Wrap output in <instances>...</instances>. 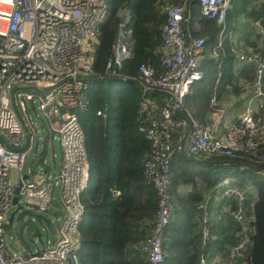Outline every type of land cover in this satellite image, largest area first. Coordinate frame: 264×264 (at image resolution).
<instances>
[{"label": "built area", "instance_id": "built-area-1", "mask_svg": "<svg viewBox=\"0 0 264 264\" xmlns=\"http://www.w3.org/2000/svg\"><path fill=\"white\" fill-rule=\"evenodd\" d=\"M192 1L197 3L200 15L219 24L230 4V0H184L164 5L158 48L161 70L154 75L149 65L141 63L135 77L143 91L153 87L163 92L159 103L140 93L136 110L139 129L149 142L142 173L156 196L149 232L132 245L146 264H166L162 241L173 213L170 160L174 153L198 158L205 153L229 156L243 151L264 160V53L248 49L237 55L252 65L253 73L249 93L235 119L222 120L219 129L183 112L191 84L202 77L198 64L204 37L190 34L186 27ZM104 12V0H0V135L5 140H0V264H79L77 223L83 209L80 195L86 186L88 164L75 111L85 107L92 78L125 77L116 67L131 54L130 28L118 22L104 71H92V43ZM260 34L264 36V29ZM174 111H182L184 116H176ZM96 113L103 115L101 110ZM37 123L52 137L56 135L61 165L54 172L31 164L22 168ZM10 169L15 170L13 178L9 177ZM215 185L233 201L228 209L241 233L240 240L227 251L229 260L240 256L247 242L248 186L238 187L228 177ZM14 195L18 203L38 213L52 208L57 197L59 212L51 215L56 220L55 233L41 248L31 251L23 247L18 251L7 245L6 226L12 223L7 217L16 205L12 202ZM201 215V239L208 242L211 217L206 211ZM198 264L207 262L201 257Z\"/></svg>", "mask_w": 264, "mask_h": 264}, {"label": "trees", "instance_id": "trees-1", "mask_svg": "<svg viewBox=\"0 0 264 264\" xmlns=\"http://www.w3.org/2000/svg\"><path fill=\"white\" fill-rule=\"evenodd\" d=\"M182 1L184 0H104V16L99 21L98 32L92 43L90 62L92 71L96 74L104 71L116 25L122 22L123 26L130 28L128 39L131 54L122 59L120 66L116 67L117 72L127 77H136L138 65L143 63L149 65L153 74L157 75L161 70L158 48L161 43V25L165 18L162 7ZM196 5L195 1L188 4V21L190 20L186 22L188 29L193 21H200L201 31L191 33L205 36L203 47L208 50L213 48L220 55L219 68L230 66L235 50L227 46L223 49L217 45V34L220 30L223 33L226 32L227 26L224 25L223 28L216 23L215 19L200 15ZM261 22L264 23L263 20ZM207 62L208 60H204V64ZM241 67L239 72H243L247 79H250L251 67L247 64ZM221 72V77L225 80L229 78L231 82L234 79L232 71L222 69ZM150 90L152 92L147 96L159 103L160 96L163 94L162 90L153 87ZM86 95L85 107L77 109L75 114L83 132L89 168L87 185L102 182V187H97L100 194L97 200L101 201L100 209L108 210L120 217L109 219L103 212L92 209L82 196L83 193L80 195L83 209L77 223L79 264H146L141 252L132 247L135 242L147 236L150 221L156 209L155 191L142 173V163L149 151V142L139 129L137 119L136 110L140 93L130 80L107 77L92 78L88 83ZM97 110H101L103 115L97 114ZM173 113L180 116L176 111ZM196 119L202 121L199 118ZM205 154L200 157L202 161H195L176 152L170 160V190L179 202L175 209L173 207L176 213L174 224L178 223L176 228L178 231L174 235L170 234L169 240L167 230L170 220L166 225L162 241V247L166 252V264H198L199 251L189 253L187 256L184 246L192 241L185 235L186 229L193 226L190 215L194 205L188 200L198 198L199 193L195 185H192L186 199L179 197L175 189L181 182L194 184L198 178L204 182L206 188H211L220 179L233 177L234 185L238 187L249 185L256 191V199L251 206V212L254 215L252 224L258 225L264 220V160H258L243 151H234L229 156ZM192 164H198V166L194 168ZM104 165L112 168L115 176L107 179ZM95 170L99 173L98 179L93 175ZM112 183L117 186L120 193L117 197L118 201L115 203L110 201L109 204V198L114 199L108 191ZM229 202L232 206L233 201L229 199ZM247 202L246 199L245 206H248ZM247 210L249 211L248 208ZM34 215L51 230L54 228L56 223L54 217H42L40 213H34ZM182 215H185L183 222L179 220ZM233 225L234 220L230 218L226 219V225L214 227L212 232L216 239L212 242L215 243V251L227 254L229 247L236 243L230 228ZM191 237L193 241L197 239L193 232ZM197 237L200 238V233ZM165 238H167L166 241ZM204 243L211 244V241ZM245 258H248L247 264H264V252L253 248L247 257H234L226 264H242Z\"/></svg>", "mask_w": 264, "mask_h": 264}, {"label": "crops", "instance_id": "crops-1", "mask_svg": "<svg viewBox=\"0 0 264 264\" xmlns=\"http://www.w3.org/2000/svg\"><path fill=\"white\" fill-rule=\"evenodd\" d=\"M261 20L264 21V0H230L229 7L224 16V20L222 23H220L223 28L224 25H226L227 30L224 33L221 30L219 31V33L217 34V45L223 49L227 46L229 49L235 50V56L232 64L230 66L226 65L222 68L224 71H232L234 79L230 82L229 78L225 80L221 77L222 69L219 68L220 55L213 48L209 50L207 48L204 49L202 45L198 64V68L202 73V77L191 84L190 90L188 91L184 99L183 112H188L192 116L201 119L207 124H214L218 126L219 129H221L222 120L236 118L237 113L243 108L246 97L249 93L250 80L253 73L252 65L239 60L237 55L238 53L246 51L248 49H253L256 51L259 50L260 52L264 53V36H261L260 34V29H264V23H262ZM189 21L187 20V22ZM201 24L202 23L200 21L198 22V20H195L191 23L189 29L187 25L186 27L190 34H192L191 32L198 33L202 29ZM203 37L205 39V36ZM204 60H208V62L204 64ZM243 64H247L251 67L250 79H247L246 75L243 72H239ZM52 156L54 157V153H52ZM60 165L61 158L59 150V166ZM59 166H54L53 169H56ZM103 169L106 172L107 179L115 176L113 169L109 166L107 168V166L104 165ZM93 175L98 179L99 173L97 170L93 172ZM228 179L229 182L233 184L234 178L228 177ZM101 185L102 182L99 183V181L97 183L93 182L91 183V185H87L86 182V186L82 196L84 197L87 204L92 206V209L103 212L109 219H118L120 216L114 215L108 210L100 209L99 205L101 201L97 200L100 196V194H98L97 187L100 188L102 187ZM180 186V184L176 186L175 191H177V195L179 197H184L186 199L188 195L180 196ZM196 190L197 193H199L198 198H191L188 200L191 204L194 205L192 213L190 215L193 226L187 228L185 232L186 237L192 240L184 246V251H187L185 255L188 256L189 253H196L197 251H199L200 254L198 253L197 256L198 263L200 258L204 257L207 264H226V262L228 261L226 254L215 251L216 246L212 241L216 239V236L214 232H212V230L215 226L218 227L220 225H226V219L232 218L231 213L228 209L230 198L224 196L221 193L220 189L216 187V185L211 188H206L204 182H201L199 186H196ZM108 191L110 192V196L114 198H109V204L110 201L112 203L118 201L117 197L120 193V190L117 188V186H115L114 183H112L108 187ZM174 199L176 201V196H174ZM246 199L248 200V206H246L245 214L246 222L247 224H249V226L247 229V242L244 245L242 254L238 256L241 258L247 257L252 248L261 249V252H264V220L258 225L252 224L254 215L251 212V206L256 199V191L249 185L246 189ZM52 203L53 209L51 208V215H53L54 212H59V203L57 197L54 198ZM112 207L116 208L115 205H112ZM247 208L249 209V211L247 210ZM203 211L208 212L211 217L210 232L212 236L208 240V242L211 241V244H205L200 239L201 214ZM175 216L176 213L173 211L171 223L169 225V229L167 230L169 240L170 234L174 235L178 231V229H176L178 223L174 224ZM184 219L185 215H182V217L179 218L181 222H183ZM55 225L56 223L53 226L54 228ZM230 228L232 230L233 240L237 242L241 238V233L237 230L235 221L233 227L231 226ZM190 231L193 232L194 237L197 238L195 241H193ZM188 233L190 234L188 235ZM199 233L200 238L197 237L199 236ZM166 239L167 238H165L164 240L166 241ZM163 252L165 256L166 252L164 250V247ZM247 260L248 258L242 260V264H247Z\"/></svg>", "mask_w": 264, "mask_h": 264}, {"label": "rangeland", "instance_id": "rangeland-1", "mask_svg": "<svg viewBox=\"0 0 264 264\" xmlns=\"http://www.w3.org/2000/svg\"><path fill=\"white\" fill-rule=\"evenodd\" d=\"M28 111L30 116L34 117L33 110L29 109ZM35 128L37 130V133L34 134V141L32 144H30V147L27 150L22 168L23 170H25L27 165L30 163L33 167H40L47 172H54V166H59V145L56 135L52 137L51 134L44 130L43 126L39 123L35 124ZM52 153H54V157L52 156ZM192 165L194 166V168L198 166V164ZM14 175L15 170L10 169L9 177L13 178ZM199 184H201V181L198 178L195 180L194 184L191 182H181L180 196L188 195V193H190L192 185H195L196 187L199 186ZM53 193L54 196H56V188L54 189ZM173 203V207L175 209L178 203L175 201L174 195ZM21 205L22 209L13 213L12 223H8V225L6 226L5 240L7 241V245L12 249L18 251H21L23 247L31 251L33 249L41 248L44 244H46L47 240H51V238L54 236L55 228H52L51 230V228L48 225L44 224L43 221L40 222L34 215V213L38 212H36L33 208H30L23 203ZM13 209L14 208H10L8 213H10ZM49 211H51V208L40 214L42 215V217L45 216L52 218ZM20 217L23 220V225L20 228V232L16 233L13 227V221L16 218ZM8 235H10V238L8 237Z\"/></svg>", "mask_w": 264, "mask_h": 264}, {"label": "water", "instance_id": "water-1", "mask_svg": "<svg viewBox=\"0 0 264 264\" xmlns=\"http://www.w3.org/2000/svg\"><path fill=\"white\" fill-rule=\"evenodd\" d=\"M122 80H130L134 83L136 89L138 90L139 93L143 94V95H149L152 91L151 90H146V91H143L138 80L135 78V77H122L121 78ZM33 87V86H31ZM15 89V87L13 86L11 89H10V96H11V101H12V92L13 90ZM13 102V101H12ZM180 114L184 116V113L182 111H180ZM23 126V129L26 130V126L24 124H22ZM188 127H186V130L183 134V137H182V141L184 139V136L188 130ZM0 140H2L3 142H5L4 138L2 137V135H0ZM183 154V152H181ZM184 155V154H183ZM190 158V157H188ZM192 160H195V161H202V158H190ZM18 189V186L15 187V190ZM12 202L15 203V207L14 209L10 212V214L8 215L7 219H8V222H12V217H13V213L16 212V211H19L21 209V204L17 202V196L14 195L12 197ZM20 213V212H19ZM23 225V220H21L20 218H16L14 221H13V226H14V230L16 233H19L20 232V228L21 226Z\"/></svg>", "mask_w": 264, "mask_h": 264}, {"label": "clouds", "instance_id": "clouds-1", "mask_svg": "<svg viewBox=\"0 0 264 264\" xmlns=\"http://www.w3.org/2000/svg\"><path fill=\"white\" fill-rule=\"evenodd\" d=\"M231 204V203H230ZM245 209H246V206H245Z\"/></svg>", "mask_w": 264, "mask_h": 264}, {"label": "flooded vegetation", "instance_id": "flooded-vegetation-1", "mask_svg": "<svg viewBox=\"0 0 264 264\" xmlns=\"http://www.w3.org/2000/svg\"><path fill=\"white\" fill-rule=\"evenodd\" d=\"M20 219L22 220V218L20 217Z\"/></svg>", "mask_w": 264, "mask_h": 264}]
</instances>
